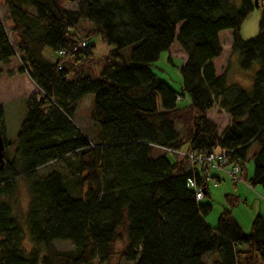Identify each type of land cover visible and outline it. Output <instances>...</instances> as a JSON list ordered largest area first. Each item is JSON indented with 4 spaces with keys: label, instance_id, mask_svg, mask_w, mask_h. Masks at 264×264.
Wrapping results in <instances>:
<instances>
[{
    "label": "trees",
    "instance_id": "1",
    "mask_svg": "<svg viewBox=\"0 0 264 264\" xmlns=\"http://www.w3.org/2000/svg\"><path fill=\"white\" fill-rule=\"evenodd\" d=\"M234 1L4 0L14 38L0 16V75L18 55L36 90L25 98L11 152L0 104V264L108 263L114 254L131 264H206L205 254L217 255L210 264H264V213L244 231L231 215L238 197L227 194L209 224L210 204L188 185L208 193L209 166L167 156L183 144L218 149L225 164L240 166L239 178L251 159L247 183L264 188V0ZM254 9L257 31L244 38L240 26ZM226 28L238 68L253 70L247 87L215 69ZM96 34L112 45L100 56L89 40ZM174 41L185 53L180 90L151 68ZM86 93L91 133L74 120ZM214 104L229 116L219 133L206 115ZM19 179L29 193L24 220L11 198Z\"/></svg>",
    "mask_w": 264,
    "mask_h": 264
},
{
    "label": "rangeland",
    "instance_id": "2",
    "mask_svg": "<svg viewBox=\"0 0 264 264\" xmlns=\"http://www.w3.org/2000/svg\"><path fill=\"white\" fill-rule=\"evenodd\" d=\"M236 4L240 1L235 0ZM64 6L67 9L76 8L75 2H65ZM32 10V8H29ZM256 13V15H255ZM257 9L251 11L248 16L244 19L241 24V36L247 38L252 36L257 31ZM0 16L4 22L6 29L10 35V38H14V34L10 31L11 20L6 14V6L4 5V0H0ZM255 16V17H254ZM81 21V25H82ZM219 39L222 46L220 54L214 59V66L217 72L227 69V75L230 81H236L244 86H249L252 78L253 70H242L238 68L236 64L237 54L232 52L230 49L231 42V30L226 28L221 30L219 33ZM89 40H91L95 45V53L100 56L106 53L112 45L102 40L99 34L93 35ZM230 40V41H229ZM45 52L47 53L46 49ZM185 58V53L179 46V44L174 41L170 44L168 49H164L160 52L158 58L153 62L151 68L152 70L167 83H169L176 90H180L181 87V72L180 66L183 64ZM20 61L18 55H14L10 62L2 65V73L0 77V104L4 108L5 115L8 120V127L6 129V138L9 140L8 150L9 152L13 151L15 147V137L16 130L18 125L16 122L20 115L25 113V98L27 96V84H21V86L6 85V80L13 78H23L26 76L19 73L18 66ZM18 75V76H17ZM36 90V89H35ZM188 102V97L185 95L178 100L179 104H185ZM92 106V93H86L82 98L77 102V106L74 113V120L80 127L86 132H92L91 121L89 119V113ZM210 119H212L217 126V132L219 133L223 126L229 120V116L222 109L219 108L217 104H214L208 112ZM176 128L181 131L180 122H176ZM162 151L167 152L166 149L160 148ZM154 150V153H160L162 151ZM187 150L186 145L183 144L181 148H178L175 152L171 151V154H167L168 158L172 159L173 157L180 158L185 156L184 152ZM178 151V152H177ZM173 154V155H172ZM188 161V159H187ZM50 165V164H49ZM200 164L197 165L199 168ZM50 166H42L39 168L40 172L46 171ZM230 168L229 164H225L222 167H213L209 166L208 176H207V192L203 194L201 199L202 203H209L210 208L205 214L206 221L214 225L219 214L222 212L223 208L228 205L225 195L233 194L238 197L236 204L231 207L232 217L241 225L242 229L246 232L250 229L251 221L255 214L264 213V188L256 184L251 186L247 183L248 177L252 173L253 163L249 159L245 163V174L241 178L233 180V178L228 173ZM207 174V173H206ZM15 199L13 205V212L16 213L22 220H24L28 201L29 193L27 186L23 179H19L18 187L11 197ZM122 234L124 233L123 227L120 228ZM27 233V229H25ZM124 238V236H123ZM116 240L114 243V249L117 252L125 242V240ZM26 247H29V243L25 239L23 241ZM54 244L56 247L61 249L71 248L72 242L69 239H55ZM217 258V256H214ZM206 264H210L212 256L206 257ZM131 264L122 259L118 254H114L110 257L107 262H98L94 261V264Z\"/></svg>",
    "mask_w": 264,
    "mask_h": 264
},
{
    "label": "built area",
    "instance_id": "3",
    "mask_svg": "<svg viewBox=\"0 0 264 264\" xmlns=\"http://www.w3.org/2000/svg\"><path fill=\"white\" fill-rule=\"evenodd\" d=\"M178 149H172V151H176ZM185 156L188 158V160L193 163L194 161H197L200 165H208V166H213V167H222L225 165L226 162V154L224 151L214 149L208 153H202L200 151L196 150H186L184 152ZM230 168L228 173L230 176L233 178V180H236L239 178V172H240V166L236 164H229ZM208 172L205 176L207 179ZM188 185L193 187L194 189V196L196 199H200L203 197L204 194V188L201 185H196L194 180L188 181Z\"/></svg>",
    "mask_w": 264,
    "mask_h": 264
},
{
    "label": "crops",
    "instance_id": "4",
    "mask_svg": "<svg viewBox=\"0 0 264 264\" xmlns=\"http://www.w3.org/2000/svg\"><path fill=\"white\" fill-rule=\"evenodd\" d=\"M255 15H256V13H255ZM257 16V15H256ZM255 17V16H254ZM240 30H241V26H240ZM241 33V32H240ZM230 41V40H229ZM216 58V57H215ZM214 58V59H215ZM214 59H213V62H214ZM222 71H219L218 73H221ZM20 74H23V75H25L24 74V72L23 73H19V75ZM18 76V75H17ZM26 76L27 77H25L24 76V79L21 77V78H13L12 77V79H10V80H6V85H14V86H21V84H27V95L31 92V91H34L35 89H36V86H35V84H34V82L30 79V77H29V75L28 74H26ZM1 77V76H0ZM4 109V108H3ZM208 112H209V110H207L206 111V115H207V117L208 118H210L209 117V115H208ZM23 117V114L22 115H20L19 116V118H18V120H17V122H16V125H18L19 124V122H20V120H21V118ZM77 123V122H76ZM215 123V122H214ZM216 124V123H215ZM3 125H4V135H5V137H6V129H7V127H8V125H9V123H8V120H7V117H6V115H5V112H3ZM79 125V124H78ZM80 126V125H79ZM207 256H212V260H215L216 258H214V256H217L216 254H205L204 255V261L205 260H207L206 259V257Z\"/></svg>",
    "mask_w": 264,
    "mask_h": 264
},
{
    "label": "water",
    "instance_id": "5",
    "mask_svg": "<svg viewBox=\"0 0 264 264\" xmlns=\"http://www.w3.org/2000/svg\"><path fill=\"white\" fill-rule=\"evenodd\" d=\"M254 2H255V5H257V0H254ZM3 154H4V143L0 135V163L1 164L3 162Z\"/></svg>",
    "mask_w": 264,
    "mask_h": 264
},
{
    "label": "bare ground",
    "instance_id": "6",
    "mask_svg": "<svg viewBox=\"0 0 264 264\" xmlns=\"http://www.w3.org/2000/svg\"><path fill=\"white\" fill-rule=\"evenodd\" d=\"M258 5V4H257ZM257 5H255L256 7H257ZM197 151V150H196ZM173 152H175V151H173Z\"/></svg>",
    "mask_w": 264,
    "mask_h": 264
}]
</instances>
